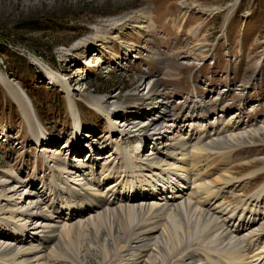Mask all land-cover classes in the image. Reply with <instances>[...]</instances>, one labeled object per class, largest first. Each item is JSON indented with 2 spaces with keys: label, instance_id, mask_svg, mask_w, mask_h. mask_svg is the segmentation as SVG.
<instances>
[{
  "label": "rangeland",
  "instance_id": "obj_1",
  "mask_svg": "<svg viewBox=\"0 0 264 264\" xmlns=\"http://www.w3.org/2000/svg\"><path fill=\"white\" fill-rule=\"evenodd\" d=\"M145 11L148 14L142 16ZM116 19H127L121 34L112 26ZM135 22L136 27L128 30ZM141 25L146 28L142 30ZM118 34L121 37L115 39ZM102 37H107L111 44L112 48L106 52L109 55L98 52L97 41L103 40ZM81 42L86 45L79 46ZM130 42L134 43L131 46L134 52L126 55L125 44ZM97 54L101 58L99 64L94 62ZM113 57L115 62L111 68L114 72L105 73ZM49 71L58 74L62 82L46 86L50 82ZM0 73L13 89L28 96L30 101L25 103L32 121L28 122V116L0 81V133L6 136L0 139V176L7 181L2 187L8 185L9 188L13 178L26 184L37 180L32 193L42 194L41 183L76 184L80 180L78 175L62 177L58 174L59 177L58 168L53 167L55 163L69 161L66 146L75 142L72 137L64 145L73 135V120L77 114L71 109L69 91L64 87V83L69 82L84 128L98 136L96 140L110 152L114 143L130 150L137 145L134 137L123 142L120 132L111 144L107 135L110 122L94 109L90 95L103 96L104 108L109 111L111 105L117 103L119 112H125L127 107L129 114L138 113L135 107L143 104L145 115L141 111L143 116L138 120V129L146 123L147 114L153 113H149L148 106L165 104L169 111L177 114L178 121H169L178 127L174 129V136L188 139L197 133L212 139L225 136L234 146L237 143L230 136L246 137L247 143L242 147L246 150L232 157L230 167L237 169V165L261 161L254 170L263 177L249 180L242 192L239 185L233 190L226 189L225 196H229L226 202L239 203L235 199L250 198L264 188V0H0ZM85 75L87 81H82ZM146 86L154 87L155 91L149 94ZM190 111L198 114L193 113L195 117L191 118ZM120 117L124 116L120 114ZM200 126H205V131L201 132ZM44 130L56 139L55 142L51 139L52 144L46 140L47 143L38 149L33 132L44 135ZM172 138L158 142L151 153L163 151L159 143L165 145ZM191 145L188 151L194 152ZM103 151L94 158L99 163L95 167L99 169H87L81 181L99 175L101 164L105 162L121 166L122 155L116 153L114 159L110 158L111 154L103 156ZM149 152L146 151V158L151 155ZM216 152H204L205 158H210L207 161L202 158L203 169L209 171L208 177L215 169L209 162L217 159V165L221 161ZM210 179L215 180V177ZM22 191L10 194L9 201L0 200V208L7 206V214L1 215L5 219L2 222L5 225L0 226L2 230L8 226L7 222H14L12 212L19 211L22 206L23 210L32 208L27 202L21 203L24 200L20 199ZM190 199L187 197L186 202ZM153 203L156 201H149L150 205ZM190 204L193 206L194 201ZM199 207L197 212L203 210ZM252 207L264 213V203H252ZM216 216L220 225L227 218H222L221 214ZM63 217L59 226L64 222ZM260 218L249 232L232 235L224 244L214 242L208 252L243 254L248 249L245 241H250L251 237L248 233L258 234V230L264 228V217ZM245 222L247 224L248 220ZM250 243L253 247L260 242L253 239ZM199 244L198 241L189 242L181 255L186 257L188 250H199L202 248ZM204 258L202 263L196 264H211ZM187 260L188 257L184 259ZM212 260L219 263V255L214 254Z\"/></svg>",
  "mask_w": 264,
  "mask_h": 264
},
{
  "label": "bare ground",
  "instance_id": "obj_2",
  "mask_svg": "<svg viewBox=\"0 0 264 264\" xmlns=\"http://www.w3.org/2000/svg\"><path fill=\"white\" fill-rule=\"evenodd\" d=\"M147 14L145 11L141 15ZM126 21L127 19L114 20L112 23L114 30L121 34ZM135 24L136 22L128 30L134 29ZM141 28L143 30L146 27L141 25ZM119 34L115 36V39L121 37ZM102 38L103 40L97 41L98 52H107L112 48L111 44L107 37ZM80 45H83V42L79 43ZM125 46L126 55L134 52L133 42ZM116 55L119 57L118 53ZM95 56L94 62L99 64L101 58L99 54ZM48 75L50 80L56 83L62 82L55 72L49 71ZM0 81L13 95L31 124L25 103L29 100L28 96L23 91L13 89L9 80L1 73ZM64 87L69 91L68 100L71 109L77 111L74 118L81 122L75 123V145L79 140L82 121L69 82H65ZM150 90L148 89L149 94L155 91V88ZM89 98L94 109L103 113L110 122L112 132L114 130L120 132L119 137L123 142L134 137L137 147L130 150L121 148L119 143H114L112 152L107 154H111L110 158H114L116 153L122 155L121 166L105 162L101 164V173L85 182L81 181L83 172L86 173L87 169L98 170L99 168L95 167L99 164L97 159L93 158V161L90 158L82 164H75L70 160L55 163L53 167L55 170L58 168L57 175L62 177L78 175L80 180L74 181L76 184L65 182L60 184L59 181L41 183L44 189L42 194L32 193L34 182L37 180L26 184L13 178L9 181L11 186L9 185L8 188V185L2 187L7 181L4 176H0V200L9 201L10 194L23 190L24 194L20 199L24 200L21 203L24 205L27 202L28 206H32V208H25L26 210H23L22 206L19 211L12 212L11 218L14 222H7L8 226H5L3 230L1 227L5 219L1 218V215L6 213L7 206L0 208V264H124L125 262H128L127 264H196L202 261L203 257L211 264H262L264 262V228L258 230V234L248 233L251 237L250 241H245L248 249L243 254L234 251L211 252V254L210 251L208 252L210 245L214 242L224 244L232 235L239 236L249 232L257 226L256 219L264 217V213L252 207V203H264V188L250 198L235 199L239 203L226 202L229 197L225 196L226 189L233 190L237 187L236 185H239L238 188H241L242 192L249 184V180L263 177V174H258V171L254 170L261 165V161L237 165V169L230 167L233 163L232 157L237 152L246 150V148L242 149L247 143L246 137L235 139L230 136L232 141L237 143L234 146L225 136L212 139L205 138L203 135L201 137L197 133L188 139L182 135L174 136L173 130L172 140L165 142V145L159 143L163 145V151L157 150L146 158V152L144 153L141 149L139 140L148 138L150 133L157 131V124L149 122L151 119L149 118L140 129L138 125H135L136 132L129 137L126 129L117 128L120 121L115 119L114 112L112 113L115 108V115L122 114L119 112L121 109L118 110L117 103L111 105L112 110L109 111L104 108L103 96L90 95ZM156 106L153 107V111L157 114L167 108L165 104L161 107ZM133 115L135 117V113ZM134 120L137 122L136 119ZM169 124L175 127L174 123L169 122ZM199 128L201 132L205 131V126ZM33 137L38 147L47 143L43 141L45 135L33 132ZM114 138L111 137V144ZM190 145L194 146V152L188 151ZM70 151L73 152L72 147L66 149L68 154ZM208 151H218L215 155L221 158L217 165V159L209 162L210 166H215L211 175L215 177V180L210 179L211 176L208 177L209 171L203 169L204 165H202L204 162L202 158L206 161L210 158H205L207 154L204 152ZM184 152L187 153L184 154ZM180 155L182 158H178ZM55 157H58L57 154ZM188 158L190 162L186 161ZM77 160L80 161V158L77 157ZM205 171L208 174H205ZM54 177L57 179L56 175ZM190 184L194 187H190ZM187 197L194 201L193 206L190 200L189 203L186 202ZM151 200H155L156 203L150 205ZM179 200L182 202L179 203ZM199 206L203 208L201 212H197ZM216 210L218 212H215ZM218 214H221V217H227L223 219L222 225L217 221ZM62 217L64 222L59 226ZM78 219L79 222L76 221ZM245 220H248L247 224ZM30 228H33L32 232L29 231ZM14 233L16 234L13 235ZM253 239L254 242L256 240L260 243L250 247ZM193 241H198L202 248L188 250L186 257L182 256L181 250ZM214 254L219 255V263L213 262ZM187 257L188 260L184 261Z\"/></svg>",
  "mask_w": 264,
  "mask_h": 264
}]
</instances>
